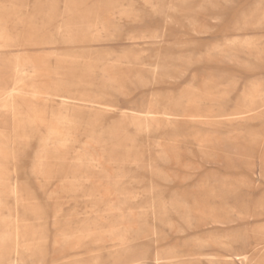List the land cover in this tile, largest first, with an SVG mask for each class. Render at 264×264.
Here are the masks:
<instances>
[{"label": "rangeland", "instance_id": "374dc122", "mask_svg": "<svg viewBox=\"0 0 264 264\" xmlns=\"http://www.w3.org/2000/svg\"><path fill=\"white\" fill-rule=\"evenodd\" d=\"M0 264H264V0H0Z\"/></svg>", "mask_w": 264, "mask_h": 264}, {"label": "bare ground", "instance_id": "6f19581e", "mask_svg": "<svg viewBox=\"0 0 264 264\" xmlns=\"http://www.w3.org/2000/svg\"><path fill=\"white\" fill-rule=\"evenodd\" d=\"M7 100H10V99H7ZM71 107V106H70ZM149 119V118H148ZM194 121V120H193ZM192 121V122H193ZM111 232V234H113L114 232H115V230H112V231H110ZM1 240H4V238H2ZM7 259V258H6ZM239 259V258H238ZM15 263V262H14Z\"/></svg>", "mask_w": 264, "mask_h": 264}]
</instances>
